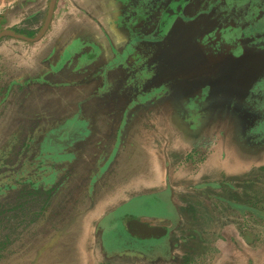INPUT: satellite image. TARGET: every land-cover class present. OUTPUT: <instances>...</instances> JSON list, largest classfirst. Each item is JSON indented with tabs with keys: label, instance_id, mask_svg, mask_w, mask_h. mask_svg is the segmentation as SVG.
Returning <instances> with one entry per match:
<instances>
[{
	"label": "rangeland",
	"instance_id": "374dc122",
	"mask_svg": "<svg viewBox=\"0 0 264 264\" xmlns=\"http://www.w3.org/2000/svg\"><path fill=\"white\" fill-rule=\"evenodd\" d=\"M61 1L39 39L0 37V264H264V60L161 77L157 48ZM259 2L242 40L264 46ZM48 5L0 0V31L34 37ZM135 217L165 231L138 244Z\"/></svg>",
	"mask_w": 264,
	"mask_h": 264
},
{
	"label": "flooded vegetation",
	"instance_id": "af4514ba",
	"mask_svg": "<svg viewBox=\"0 0 264 264\" xmlns=\"http://www.w3.org/2000/svg\"><path fill=\"white\" fill-rule=\"evenodd\" d=\"M129 4L131 6L126 4L122 7L121 18L113 19L119 36L117 41L120 45L123 43L119 48L127 46L129 49L128 42L131 40L132 47L138 50L137 59H140L142 46L157 48L155 53L158 56L150 60L160 63L156 68L164 69L162 73L157 72L161 77L171 73L176 75L175 81H184L189 73L196 72L199 68L208 67L215 61L230 62V59H237L238 55H241L239 60L250 62L252 66V62L264 60V46H260L258 40L245 43L242 40L244 32L260 20L259 10L254 11L253 8L260 4L259 0H129ZM145 7H149L151 11L148 12ZM132 23L134 30L130 25ZM178 25L179 30H176ZM207 31L209 38L205 35ZM130 32L133 34L129 39ZM179 35L184 43L190 38L195 41L187 49L176 47L175 39H179ZM150 60L146 71L155 67L153 63L150 64ZM179 69L185 75L180 74ZM155 72L150 73V82L158 79ZM168 86L165 87L167 90ZM210 88L209 83L199 87L192 83V86L181 88L190 97L186 102H181L180 107L190 109L194 102L203 103ZM256 88L260 90L258 85ZM167 90L163 92L168 94ZM252 91L256 92V89ZM252 91L242 94L239 101L242 103L247 100ZM261 92L264 94V90ZM134 221L139 220L133 218L125 225V230L138 244L149 238L158 239L165 231L161 225L154 230L152 226L155 225L146 222H142L145 226L139 228L132 224Z\"/></svg>",
	"mask_w": 264,
	"mask_h": 264
},
{
	"label": "crops",
	"instance_id": "0c3cea01",
	"mask_svg": "<svg viewBox=\"0 0 264 264\" xmlns=\"http://www.w3.org/2000/svg\"><path fill=\"white\" fill-rule=\"evenodd\" d=\"M60 1V0H58ZM129 3V0H62L61 4L66 7H79L83 9V12L89 13L93 17L97 18L103 25H110L117 29L116 24H113V19L118 20L121 18L122 7ZM57 4V3H56ZM110 18V19H109ZM92 23H94L92 21ZM114 33H118L115 31ZM228 260H232L229 256Z\"/></svg>",
	"mask_w": 264,
	"mask_h": 264
},
{
	"label": "water",
	"instance_id": "95a60500",
	"mask_svg": "<svg viewBox=\"0 0 264 264\" xmlns=\"http://www.w3.org/2000/svg\"><path fill=\"white\" fill-rule=\"evenodd\" d=\"M54 4H55V0H49V5H48V8H47V12H46L43 24H42L39 32L34 37H29V36H26L24 34L16 33V32H14L11 29H3V30H1L0 31V37H2L3 35H11V36H14V37H17V38L26 39V40H29V41H33V40L39 39L41 37V35H43V33L45 32V30L48 27V24L50 22V19H51L53 10H54ZM132 224L137 225V227H139V228L145 226V223H141L139 221H134ZM158 228H159L158 226H152V229H154V230H157Z\"/></svg>",
	"mask_w": 264,
	"mask_h": 264
},
{
	"label": "trees",
	"instance_id": "16d2710c",
	"mask_svg": "<svg viewBox=\"0 0 264 264\" xmlns=\"http://www.w3.org/2000/svg\"><path fill=\"white\" fill-rule=\"evenodd\" d=\"M37 28H38V26L36 27V28H33V29H28V28H21V29H19L18 31L20 32V33H24V34H26V35H33L35 32H36V30H37ZM0 221H2V222H7V219H4V220H1L0 219Z\"/></svg>",
	"mask_w": 264,
	"mask_h": 264
},
{
	"label": "clouds",
	"instance_id": "9594fccd",
	"mask_svg": "<svg viewBox=\"0 0 264 264\" xmlns=\"http://www.w3.org/2000/svg\"><path fill=\"white\" fill-rule=\"evenodd\" d=\"M110 19V18H109ZM110 28H111V37H110V39H111V43L113 44V45H115L116 44V41H115V39L113 38V33L115 32V31H117V29H115V27H113V26H111L110 25Z\"/></svg>",
	"mask_w": 264,
	"mask_h": 264
}]
</instances>
